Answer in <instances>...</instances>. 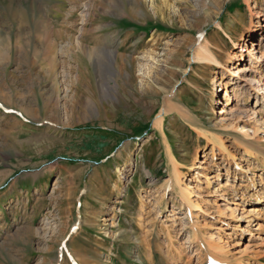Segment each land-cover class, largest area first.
I'll return each instance as SVG.
<instances>
[{
	"label": "rangeland",
	"instance_id": "rangeland-1",
	"mask_svg": "<svg viewBox=\"0 0 264 264\" xmlns=\"http://www.w3.org/2000/svg\"><path fill=\"white\" fill-rule=\"evenodd\" d=\"M263 152L264 0H0V264H264Z\"/></svg>",
	"mask_w": 264,
	"mask_h": 264
},
{
	"label": "bare ground",
	"instance_id": "bare-ground-1",
	"mask_svg": "<svg viewBox=\"0 0 264 264\" xmlns=\"http://www.w3.org/2000/svg\"><path fill=\"white\" fill-rule=\"evenodd\" d=\"M60 34L61 33H58L57 34V36H60ZM65 37V36H64ZM244 41V40H243ZM242 41V42H243ZM241 50H240V52L242 53L243 51H244V46H243V44H242V46H241V48H240ZM240 52L238 53H232V54H230V56H229V61H228V63H235V62H237L238 60H241V56L242 55H240ZM252 52H254L255 54H259V53H261V52H259L258 51V49H253V51ZM252 57H253V55H252ZM198 58H199V60L200 61H207V62H212V63H215V64H217L218 63V60H217V58L215 57V56H212V54H210L208 51H206L205 49H203V51H201L200 53H198ZM122 60V59H121ZM237 60V61H236ZM161 72H162V70H161ZM163 73V72H162ZM148 77H149V75H148ZM163 110H162V112H163V115L165 114H171L173 111H176L177 113H181V114H183L184 115V111L185 110H183L182 108H171V106H168V104L166 103V102H164L163 103ZM162 114L158 117V119L154 122V125H155V127L156 128H158L159 126H160V124H161V121H162ZM242 145H244L243 143H242ZM263 154V157H264V152L262 153ZM129 164H130V162H129ZM262 176L260 175L259 176V178H261ZM177 183H178V180H177ZM248 194H249V192H248ZM250 196H254V194H249ZM188 206H190V203H188ZM103 221H108V222H110V224H111V227H113V225H114V222L112 221V219H110V220H103ZM210 259V264H215L214 262H213V260L214 259H212L211 257H209Z\"/></svg>",
	"mask_w": 264,
	"mask_h": 264
}]
</instances>
